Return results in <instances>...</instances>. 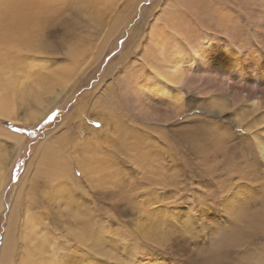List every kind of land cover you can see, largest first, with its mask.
Segmentation results:
<instances>
[{
	"label": "rangeland",
	"instance_id": "1",
	"mask_svg": "<svg viewBox=\"0 0 264 264\" xmlns=\"http://www.w3.org/2000/svg\"><path fill=\"white\" fill-rule=\"evenodd\" d=\"M47 1L50 14L79 13L72 25L63 24V31L52 27L51 37H44V52H18V46L31 43L32 30L7 32L0 26V67L28 82L5 95L10 117L0 118V171H6L0 186V264H59L60 256L66 264H202L220 252L234 253L223 264H264V215L251 219L264 210V159L254 163L249 176L226 177L210 158L172 157L165 152L167 144L158 140L161 134L176 140L188 111L200 110L211 119H226L232 131L236 115L255 119L249 113L253 110L262 115L253 129L264 138L260 105L234 110L228 97L203 83L201 89L199 80L189 88L172 89L185 110L176 119L166 116L171 108L166 95H152L156 83L151 80H161V71L170 65L168 55L187 59L192 53L188 46L200 47L213 38L191 26L187 32L192 35L179 37V27L169 25L167 20L180 18L188 0ZM90 13L98 19L89 21ZM240 16L237 12L231 21L243 27ZM211 19L209 30L214 28ZM34 29L40 36V26ZM246 32L249 43L252 30ZM54 41L59 49L52 48ZM161 44L164 53L170 52L163 58L154 51ZM60 82L69 85L55 105L37 123H25L28 112L36 111L37 102L52 96ZM131 84L143 90L145 103L130 101ZM134 104H140L147 118L134 119ZM28 128L32 139H26ZM78 143L82 146L74 152ZM52 146L55 156H41ZM146 146L160 153L142 156ZM60 163L69 177L55 174ZM204 168L214 173H204ZM156 169L163 172L157 184L151 181ZM248 219L251 228L261 223L251 239V231L246 237ZM221 239L235 243L217 250Z\"/></svg>",
	"mask_w": 264,
	"mask_h": 264
},
{
	"label": "bare ground",
	"instance_id": "2",
	"mask_svg": "<svg viewBox=\"0 0 264 264\" xmlns=\"http://www.w3.org/2000/svg\"><path fill=\"white\" fill-rule=\"evenodd\" d=\"M221 1H223V3ZM0 2V26L2 28H4L7 32H10L14 28L24 30L28 33L32 30L31 37L33 39L31 40V43H24L17 47L18 52L21 51L28 54L34 52H44L47 46L44 44V37H51L50 34L52 32V27H54L56 31H61L63 24L72 25L73 18L77 19V14L79 13L78 11V13H74L73 9L69 12L71 14L70 16L63 17L62 12L58 16L50 14L49 10L51 9L47 0H0ZM181 10H183V12ZM237 12L242 14V18L240 16L239 21L242 20L243 27H238L236 23L231 21ZM90 15H92V19L90 18L89 21H95V19H98L97 14L90 13ZM178 15L180 18L173 15V17L167 21L169 22V25L174 27V29L176 26L179 27V31H177V33H179V37L181 36V33L190 34L191 30L187 32V29L191 26L195 27V31L197 28H202L211 32L213 38L206 39L203 46L200 47L194 48L190 45L192 47L190 48V46H188L189 53H192L187 59H177L173 55H168L170 65L167 66V69L161 71V80H159V78H156V80L153 78L151 80L156 83L153 85L155 89L151 90L152 95L162 96L164 94L167 97V102L171 104V108L166 110V116L176 119L177 116L183 113V111L185 112L184 105L178 102L181 99V96L176 90L172 89H176L177 87L189 88L192 86V82L196 83V80L201 81V83H199V87L201 89L203 88V84H205L206 86L212 88L215 92L228 97L234 110L237 105L243 107L250 106L251 108H254V105H260V107L264 109V0H188L187 8L185 11L183 8L180 9ZM51 18L54 23L51 22ZM210 18L213 19L214 23V25L212 24L214 28L211 30L208 28L210 27ZM35 26H40V30L37 31L40 33V36L38 33H35ZM220 28L223 30V33H218ZM183 30H185V33H183ZM249 30H252V35H249L251 43H247V40H245L246 34L243 35V32H248ZM242 35L243 38L241 37ZM219 39L220 44H217ZM60 47L61 46L56 41L53 42L52 48L59 49ZM154 51L157 53V56H161V58L170 54L169 51L167 54L164 53L165 47L162 44L155 48ZM23 80L24 79L20 80L18 75H16L12 69L0 67V118L5 119L10 117V111H8L5 107V105H8V100L5 95L15 89L18 90L28 83L27 81L23 82ZM238 81H241V84L238 83ZM62 83L63 82L59 83L57 90L51 92L52 96H47L44 102H37L35 108L36 111L32 110L28 112V117L26 118L25 123H37L55 105L57 97H59L62 92H65L69 85L68 83ZM128 89H130L129 99L131 102L140 98L137 101H143L145 103V98L141 97L143 90L136 87L134 84L129 85ZM175 96L178 98L176 99ZM94 106L96 107L97 105ZM133 107L134 119L136 117L138 119H142L144 117L147 118L146 114L143 113V108H141L140 104H134ZM220 111L218 113H221ZM249 113H252V116L255 117V119H248V121H245L243 120L245 117L243 113H241V116L236 115L237 119L233 125L234 131H232L226 119H211L208 114L202 113L201 110L194 112L192 115L191 111H188L186 114V120L184 119L186 121L185 126L176 131V140H170L169 137L164 136L163 134H161L162 136L158 135V140L163 142L164 145L167 144L165 146V152L172 157H185L187 159L210 158L209 160L219 166L218 169L221 170L220 174L225 173L226 177H231V175H246L247 173L249 176L254 170V163L260 158L264 159V138H262L263 140L260 138L262 136L259 135L258 129H253V127L256 126L257 119L260 117L262 118V115H254L253 110L249 111ZM245 114H248V112H245ZM109 116L111 117V114H109ZM182 116L184 117V114ZM132 122L133 121H131L130 124L131 129L134 128L135 130L136 127L134 122ZM125 125H123V130ZM155 133L157 134V132ZM246 135L250 137L249 143L245 140ZM48 137H50V135ZM116 137L117 136L115 134L114 138ZM155 140H157V138ZM53 146L45 151L43 149L44 152H42L41 156H55V152L53 153ZM81 146L82 144L80 143L75 144L73 146L74 152L75 149L78 147L80 148ZM152 152H154V154H152ZM158 153H160V151L147 147V149L143 151L142 156H157ZM87 154L88 153H85L84 155L88 156ZM183 154L184 156H180ZM61 164L62 163L56 164V175H59L61 172L64 173L62 167L64 165L62 164L61 166ZM191 171L193 173L194 169H191ZM201 171L210 175L211 173H214V170L211 168H204ZM153 173H156L154 177ZM5 174V170L0 171V186L4 181ZM194 174L195 173L192 175ZM64 175L69 177L68 172L64 173ZM151 175L153 177L151 178L152 182L157 184L162 181L163 172L161 170L156 169V172H152ZM72 178H74L75 182L79 181L75 176ZM119 182H121V180ZM220 184L221 187L224 186L222 182ZM127 186L128 185H126V187ZM245 202L246 201H244V203ZM262 215H264L263 208L262 211H256V213L252 215L251 219L256 221ZM239 216L242 218L244 217V213L241 209L239 211ZM237 217L238 216H236V218ZM248 220L249 221H247L246 226H244L248 228L246 237L250 231L252 232V235L249 237V239H251L253 235L255 236L257 234V228L261 226V223L257 222L259 226L251 228L250 219ZM37 221H33V226L34 228L36 227L40 230L41 227ZM240 231L244 232V229H241ZM219 243L220 242H218V244ZM232 243L235 242H230V244ZM246 248H250V246L248 245ZM60 258L61 262L59 264L67 263L63 257L60 256ZM230 258H234V253H230L229 256L224 252H220L204 258L205 260L202 264H223L224 261ZM56 262H58V260H56Z\"/></svg>",
	"mask_w": 264,
	"mask_h": 264
},
{
	"label": "snow or ice",
	"instance_id": "3",
	"mask_svg": "<svg viewBox=\"0 0 264 264\" xmlns=\"http://www.w3.org/2000/svg\"><path fill=\"white\" fill-rule=\"evenodd\" d=\"M232 245L226 241H220V243L216 246L217 250L225 248V247H231Z\"/></svg>",
	"mask_w": 264,
	"mask_h": 264
},
{
	"label": "trees",
	"instance_id": "4",
	"mask_svg": "<svg viewBox=\"0 0 264 264\" xmlns=\"http://www.w3.org/2000/svg\"><path fill=\"white\" fill-rule=\"evenodd\" d=\"M25 136H26V139H32L31 137H33V134H32V131H30L29 128L26 130Z\"/></svg>",
	"mask_w": 264,
	"mask_h": 264
}]
</instances>
